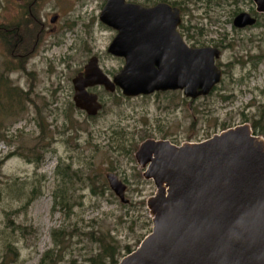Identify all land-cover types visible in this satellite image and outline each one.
Listing matches in <instances>:
<instances>
[{
  "label": "rangeland",
  "instance_id": "1",
  "mask_svg": "<svg viewBox=\"0 0 264 264\" xmlns=\"http://www.w3.org/2000/svg\"><path fill=\"white\" fill-rule=\"evenodd\" d=\"M33 1L0 0V27L14 24L23 13L20 7ZM205 1H212V22L186 25L185 32L192 43L225 46L221 62L229 67L218 88L191 107L182 92L127 99L97 91L105 102L98 117L75 109L72 81L92 57L111 75L121 66L107 53L116 33L100 21L105 0H35V15L45 27L24 69L16 70L0 42V77L24 97L22 114L13 125L0 112V161L14 154L0 168V264H40L49 251L58 253L62 264L83 262L99 254L100 239L117 248L119 263L152 232L147 201L156 187L144 180L135 158L144 141L168 136L178 145L201 143L244 124L256 126L264 138V15L258 27L238 30L233 12L251 10L250 3ZM55 16L58 21L52 24ZM7 66L12 69L6 71ZM0 101L7 102L5 93H0ZM38 121L45 125L43 141ZM38 157L43 161L39 169L29 163ZM109 173L128 183L127 205L110 190ZM13 181L18 183L11 190ZM34 189L40 194L25 211ZM9 218L14 226L7 228ZM6 241L14 244L18 259L6 253Z\"/></svg>",
  "mask_w": 264,
  "mask_h": 264
},
{
  "label": "water",
  "instance_id": "2",
  "mask_svg": "<svg viewBox=\"0 0 264 264\" xmlns=\"http://www.w3.org/2000/svg\"><path fill=\"white\" fill-rule=\"evenodd\" d=\"M105 1L100 21L117 32L108 53L123 58L125 66L111 82L91 59L73 79L76 109L89 117L102 111L97 96L87 92L96 86L119 88L125 98L182 91L196 101L221 84L223 72L216 65L221 50L186 47L177 31L179 11L166 17L161 14L168 7ZM251 1L264 15V0ZM256 25L248 13L233 22L238 30ZM165 42L174 44L172 52H151ZM135 158L143 178L156 187L147 201L152 232L118 264H264V138L249 124L180 147L146 140ZM106 179L127 205L126 185L113 173Z\"/></svg>",
  "mask_w": 264,
  "mask_h": 264
},
{
  "label": "flooded vegetation",
  "instance_id": "3",
  "mask_svg": "<svg viewBox=\"0 0 264 264\" xmlns=\"http://www.w3.org/2000/svg\"><path fill=\"white\" fill-rule=\"evenodd\" d=\"M207 2L208 1H205V0L202 1L201 0L200 2H198L196 4H192L193 3L192 1H187L186 0V1H183V2H180V3L179 2H166V1H164V2L163 1L162 2H156V3H132V2H128V3H132L133 5H138L140 7L145 8V9H155V8H158V7H165V8H167L168 7L170 10H165L166 12H163L161 14V15L166 16V17H171V16L174 17L175 11L176 10L179 11L180 12V15H181V24L178 26L177 31L181 35V38L183 40V43L189 49H202V48H207L209 46H203V45H201L199 43L198 44L192 43L191 38L185 32V26L186 25H190V26L197 25L198 26V25H204L203 24L204 22H208L209 24L212 22L211 12H212L213 9H211L212 7L210 6V4L212 3V1H209L208 4H207ZM224 2H227V4L228 3L229 4L231 3V5H235L236 4V6L237 5H240V4H243L244 2L245 3H247V2L250 3V5H252L251 10L243 11V10H241V9L238 8L237 11L233 12V15H232L233 22H234L235 18L238 15H240L242 13H248L251 17L257 19V24L259 23V17L261 15H259L258 13H256L255 7L253 9V3H252L251 0H235L234 3L229 2V0H224ZM204 3L206 5H204ZM26 4H28V2ZM193 8H197V9H195L196 11H192ZM20 9H23V13L21 12V14L19 15L18 19H16V22L14 23V25L16 27V32H17V34L19 36L18 37L19 39L16 40V43H15L16 52H17V49H19L20 46H23V42H24V38H25V35L24 34L26 33L28 36H30V32L33 31V29H34V25L33 24L36 21V18H35V16H36L35 15V0L32 3L28 4L26 6V8H25V4H23V7H20ZM55 17L57 18V21H58V17L57 16H55ZM55 23H53V24H55ZM39 25L41 26V33H43L45 25L41 24L40 22H39ZM115 33L117 34L116 31H115ZM171 38L172 37L170 36L169 39H171ZM32 43H33V40H32ZM40 43H41V41L39 39L38 46H39ZM33 46H34V43H33ZM174 47L175 46H174L173 43L171 44V43L165 42L163 44L157 45L156 50H152L151 52L158 53L159 55H166V54L172 52L173 49H174ZM210 47L219 49L222 52L221 58L218 59V60H216V65L222 70L223 77H224L225 71L229 67V65H226V64H224V63L221 62L222 57H223V52H224L222 50V48H221L222 45L221 46H210ZM107 53H108V50H107ZM35 54H36L35 47H34L33 50H30V46H28V50L24 51L23 54L17 53L15 56H12L13 57L12 58L13 59V62L15 64H17L16 65L17 66L16 67V70L19 69V68L24 69V67L28 65L29 61L31 60V58ZM108 55H110V54L108 53ZM110 56L112 58H115L116 60H118V61L121 62V66H120L119 70L115 74H112V75L109 74V72L103 68V66H102L101 61H100L99 58L92 57L91 59H93V58H96L97 59V63H98L99 69L112 82L113 79H114V76L116 74H118L124 68V66H125V60L123 58H117V57H114L112 55H110ZM89 61H88V63H89ZM85 67H84V69H85ZM84 69L81 72H79L78 74L83 73L84 72ZM72 86H73V91H74V95H75V89H74L73 81H72ZM217 88H218V86L215 87V89H217ZM97 91H104V92H106L109 95H114V94H118V93H120L122 95V91L119 88H116L114 92H108V91H106V89L103 86H96V87L87 89V92L89 94H93V95H96L97 96L98 102L102 105V111L105 108V102L101 98V96H99V94L97 93ZM178 92H182V91L156 92V93H154L152 95H149V96H141V97H137V98H147V97H155V96H164V97H167L169 95L171 96V95H174V94H178ZM127 99H135V98H127ZM199 99H201V98H199ZM199 99H197V100H199ZM187 100H189V99H187ZM193 102H195V101L189 100L188 106L191 107L192 104H193ZM73 104H74V96H73ZM74 107H75V104H74ZM75 109H76V107H75ZM76 110L79 111V112H81L82 114H85L87 116L86 113H84V112H82V111H80L78 109H76ZM102 111H100V113ZM100 113L96 117H98L100 115ZM87 117H89V116H87ZM96 117H89V118H96ZM169 139L170 138L168 136L167 137L165 136L164 138L159 139V140H155V141H168V142H170L171 145L176 146V147H180V146H182L184 144H187L189 142H192V140H188V142H185V143H182L181 145L180 144L178 145L174 140H169ZM142 176H143V173H142ZM119 180L123 184H125L126 187H127L126 188V193H125V197H126V194H127L128 188H129V185H128V183L126 181H122L120 178H119ZM106 181H107V179H106ZM148 182H152V181H148ZM107 184H108V182H107Z\"/></svg>",
  "mask_w": 264,
  "mask_h": 264
},
{
  "label": "trees",
  "instance_id": "4",
  "mask_svg": "<svg viewBox=\"0 0 264 264\" xmlns=\"http://www.w3.org/2000/svg\"><path fill=\"white\" fill-rule=\"evenodd\" d=\"M147 1H148L147 3H153V1L151 0H147ZM160 1H166V0H160ZM187 1H192V0H187ZM154 3L156 2L154 1ZM35 18H36V21L33 24L34 25L33 31L30 32V36H28L26 33L24 34L25 38H24L23 46H20L19 49H17V52L15 49V43H16V40L19 39L18 38L19 36L16 32L15 25L11 24V25L0 27V42H2L8 48L11 58H13L12 56H15L17 53L23 54L24 51L28 50V46H30V50H33L34 47H35V51L37 50L39 39L40 40L42 39L43 33H41V26L38 23V18L36 16ZM258 26H259V23L256 25V27ZM32 40H33L34 46H33ZM221 48L225 49V46H222ZM262 62H263V59L256 61L254 63V67L257 68V66H259ZM6 69H8L6 71H10L12 67L7 66ZM1 92L5 93L7 102L3 104L0 101V112L2 111L1 113L5 115V118L6 117L11 118L12 122L9 125H13L17 121V118L20 117L19 114H22L21 112L23 108L21 105H22L23 98H24L23 92L19 88L11 87L9 82L5 80L4 77H0V93ZM2 125L3 123L0 124V128L3 127ZM37 126L41 133L40 134L41 138H39V140L43 141L46 137L45 125L43 124V122L38 121ZM228 129L229 128H226L224 129V131ZM252 129L256 133V126L255 127L253 126ZM4 138L6 139V136H4ZM33 153L34 152H32V155H34ZM13 155L14 154H11L10 156L0 161V168H2L4 163L8 161L9 158L12 157ZM42 162H43L42 157L29 159V163H35L37 169L40 168V166L42 165ZM17 183H18L17 181L10 182L9 188L11 190H14ZM39 194H40L39 192H36V189L31 191L30 200L27 201L26 205L23 207L25 211L28 209L29 205H31L38 198ZM12 226H14V224L11 218H9L7 220V228H10ZM24 230L28 234V230L27 229H24ZM57 235L58 234L56 232L53 233L55 240L57 239L56 238ZM100 244L101 245H100L99 254L95 258H90L83 262L72 260L67 264H118V260L116 259L117 248L113 246L112 244H110L109 242H105L104 239H100ZM4 247H5L6 253H10L14 255L16 259L19 258V255L17 253V250L14 244L6 241ZM131 253L132 251L129 250L128 255ZM40 264H62V261L58 253H55V251H49L45 255H43V257L41 258Z\"/></svg>",
  "mask_w": 264,
  "mask_h": 264
}]
</instances>
